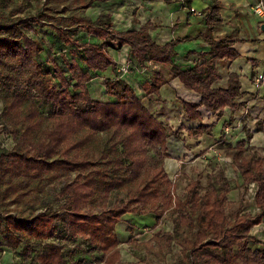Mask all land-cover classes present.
<instances>
[{
    "label": "trees",
    "instance_id": "1",
    "mask_svg": "<svg viewBox=\"0 0 264 264\" xmlns=\"http://www.w3.org/2000/svg\"><path fill=\"white\" fill-rule=\"evenodd\" d=\"M94 1L108 0H0V126L13 141L10 149L0 151V254L2 247L21 246V256L35 264H67L61 242L79 237L88 242L85 253H101L99 264H116L120 250L114 228L121 216L155 215L156 228L169 209L174 230L153 239L164 245L163 254L171 252L173 242L180 246L176 264H264V241L251 233L264 222V156L242 155L245 141L231 153L243 184L256 186L254 214L243 212L240 204L228 215L225 178L221 186L209 182L203 194L174 199L163 167L170 134L166 125L118 78L106 81L114 102L93 101L87 87L93 72L116 66L107 48L126 44L128 61L139 67L146 62L167 66L172 77L201 96L199 105L182 102L189 118L200 119V106L221 115L225 107L236 110L234 99L242 95L234 74L226 89L212 87L218 79L216 60L238 56L231 43L208 38L211 57L182 69L172 61L180 40L156 44L150 24L114 32L108 15L95 22L84 16ZM202 18L208 28L222 23L218 0ZM36 27L48 28L60 46L73 47L70 61L60 55L68 76L50 51L42 50ZM79 28L102 42H78ZM60 46L54 53L61 52ZM168 80L153 72L151 82L144 83L145 95L158 94ZM211 127L200 123L187 133L197 138ZM148 149L165 157L155 160ZM112 191L116 199L109 205Z\"/></svg>",
    "mask_w": 264,
    "mask_h": 264
},
{
    "label": "crops",
    "instance_id": "2",
    "mask_svg": "<svg viewBox=\"0 0 264 264\" xmlns=\"http://www.w3.org/2000/svg\"><path fill=\"white\" fill-rule=\"evenodd\" d=\"M218 1L222 23L213 28H208L202 18V12L212 5L213 0L94 1L84 12V16L92 22L101 15H108L111 29L117 33L137 31L150 24L149 36L158 45L180 40L174 46L175 54L172 61L182 69H189L211 57L208 38L217 42H230V49L237 53L235 59L216 60L218 79L212 87L226 89L229 85V76L237 75L242 93L234 99L238 108L233 110L225 107L222 114L218 115L200 106L199 120L191 119L184 113L182 102L199 105L201 96L187 89L178 78L172 77L167 66L146 62L144 67H139L135 62L128 61L130 47L126 44L118 48L115 42L113 46L107 48L109 57L116 64L115 67L109 66L103 71L92 73L87 87L93 101L104 103L116 101V97L108 93L106 81L118 78L132 88L147 109L150 107L152 111L148 110L153 112V115L158 116L160 121L169 126L167 155L163 161L166 158L169 160L170 171H174V159L182 153L181 139L185 142L187 139L194 142L204 140L201 139L203 136L191 138L187 133L188 129H194L200 123L205 126L211 125L212 132L220 134L222 138H225V131H229L227 137L233 144L240 141L248 143L250 140L251 145L254 140L257 143L264 140V132L259 129L260 124L264 122V85L258 81L264 74V0ZM259 3L263 9L255 13L254 8ZM75 38L80 43L102 42L88 34L84 28L78 29ZM70 48L73 49L72 46ZM153 72H159L162 77L169 80L159 87L158 94L147 97L144 83L151 82ZM177 130L179 135L176 137L172 132ZM165 172L171 180L169 173L166 170ZM130 216L133 215L127 213L122 218L127 219L126 217ZM143 217L149 216H138V220L144 222ZM251 233L256 239L264 241V222L255 226Z\"/></svg>",
    "mask_w": 264,
    "mask_h": 264
},
{
    "label": "rangeland",
    "instance_id": "3",
    "mask_svg": "<svg viewBox=\"0 0 264 264\" xmlns=\"http://www.w3.org/2000/svg\"><path fill=\"white\" fill-rule=\"evenodd\" d=\"M29 34L32 35L33 33L29 32ZM36 37L39 39L40 44H42V50L46 52L49 50L50 52L48 53L53 55L64 71H66V66L60 55L63 54L70 61L73 58L70 55V46H60V43L53 42V39L56 41L55 35L46 27H36ZM59 46L61 47L59 49L61 52L54 53ZM46 52L44 53L46 54ZM44 53L41 55V59L51 69L52 65L46 60L47 56ZM76 60L79 61L80 58H76ZM65 74L69 75L67 71ZM50 80L52 83H57L53 78H50ZM148 109L152 111L150 107ZM1 110L2 104L0 103V112ZM42 111L46 112L44 108H42ZM166 127L170 129L168 125ZM212 131L210 129L207 136L201 135V137L203 136L201 139L204 140H197V142L189 139H187L188 142H185L184 139H181L182 153L174 159V171H170L171 166L168 163L169 160H166L167 158L163 161V164L165 162L163 167L171 177L172 184L170 189L173 192V198L183 200L195 191L203 194L209 182H214L217 186H221L222 178H225L229 188L226 204L228 215L235 211L240 204L242 205L243 212L255 213L257 210L254 203L256 186L249 184L246 187L243 184V178L237 171L231 155L232 149L236 144H233V141H229V137H227L229 131H225V138H222L223 136L221 137L220 134H214ZM249 141L248 143L245 142L242 155L254 158L263 157L264 140L260 143L254 140L251 145ZM12 146L13 141L10 133L0 126V151L10 149ZM148 154L154 157L155 160L165 157L164 153L150 149H148ZM122 196L125 199V195L121 193V200ZM115 199V191H112L109 205H112ZM54 208H57V206L55 205ZM171 212L169 209L163 210L160 225L156 228H154L156 222L155 215L143 217L144 222H140L136 214L126 217L127 219L121 216L120 221L114 228L120 250V259L116 264H176L181 258L180 246L173 242L171 244V252L163 254L164 245H160V243L153 239L154 236H161L164 232L174 230ZM61 245L63 257L67 264H75L80 259L83 260L81 264H99L98 260L101 257V253H85L88 249L87 240L77 237L70 242L62 241ZM32 246L38 248L37 245L32 244ZM21 249V246L15 249L2 247L0 264H35L31 258H23L21 256Z\"/></svg>",
    "mask_w": 264,
    "mask_h": 264
},
{
    "label": "built area",
    "instance_id": "4",
    "mask_svg": "<svg viewBox=\"0 0 264 264\" xmlns=\"http://www.w3.org/2000/svg\"><path fill=\"white\" fill-rule=\"evenodd\" d=\"M262 9H263L262 4L259 3L258 5L255 6L254 11H255V13H258V12H260ZM258 81L264 85V74L258 79ZM262 131L264 132V129H263ZM251 184H254V183H251ZM254 185H255V184H254ZM255 191H256V190H255ZM254 195H255V192H254Z\"/></svg>",
    "mask_w": 264,
    "mask_h": 264
}]
</instances>
